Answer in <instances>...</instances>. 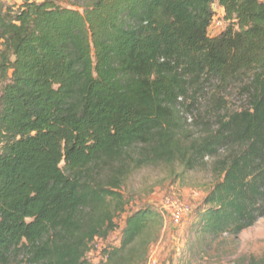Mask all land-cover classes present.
Wrapping results in <instances>:
<instances>
[{
  "label": "trees",
  "instance_id": "obj_1",
  "mask_svg": "<svg viewBox=\"0 0 264 264\" xmlns=\"http://www.w3.org/2000/svg\"><path fill=\"white\" fill-rule=\"evenodd\" d=\"M58 1L0 0V264H146L165 226L149 204L118 246L88 256L148 166L218 157L188 259L263 218L264 0ZM216 6L225 26L211 33ZM238 259L264 264V252Z\"/></svg>",
  "mask_w": 264,
  "mask_h": 264
},
{
  "label": "rangeland",
  "instance_id": "obj_2",
  "mask_svg": "<svg viewBox=\"0 0 264 264\" xmlns=\"http://www.w3.org/2000/svg\"><path fill=\"white\" fill-rule=\"evenodd\" d=\"M5 4L14 5V0H1ZM42 1V0H38ZM90 0H59L65 7H72L84 11V5ZM240 83L231 85L227 90L232 106L241 107L239 98ZM199 115L198 111L194 112ZM194 120V117L192 116ZM192 120V121H193ZM189 129L195 138L205 132L202 123L190 122ZM225 150H221L220 156ZM218 157H209L193 170L185 169L180 163L160 164L135 170L127 179L122 191L125 193L129 204L125 213L116 218L118 228L105 240L98 239L89 253V259L97 263L101 260V249L106 246L120 244V227L123 226L126 216L144 205H152L159 209L162 197L170 195L191 205V213L177 226L165 218V226L159 240L151 246L146 264H237L241 255L257 254L264 252V217L238 237L224 234L212 240L207 256H197L188 259V247L195 241L194 225L197 222L204 199L217 180L215 163ZM63 165V164H62ZM154 261H156L154 263ZM11 264H27V257L22 253L12 260Z\"/></svg>",
  "mask_w": 264,
  "mask_h": 264
},
{
  "label": "built area",
  "instance_id": "obj_3",
  "mask_svg": "<svg viewBox=\"0 0 264 264\" xmlns=\"http://www.w3.org/2000/svg\"><path fill=\"white\" fill-rule=\"evenodd\" d=\"M14 1L19 2L20 0ZM215 8L217 10V13L214 15V18L212 20V24L210 27L211 33H217L221 31L225 26L222 19L223 10L221 8H218L217 6ZM187 119L189 122H191L192 116L187 115ZM159 209L163 213L164 218L168 217L170 223L174 226L179 225L192 211V207L190 204L170 195H166L161 198L159 202ZM155 262L156 261H154V263ZM148 264H152V262L150 261Z\"/></svg>",
  "mask_w": 264,
  "mask_h": 264
}]
</instances>
